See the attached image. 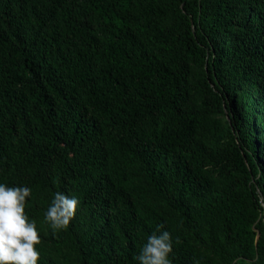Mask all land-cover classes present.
<instances>
[{
    "label": "trees",
    "instance_id": "16d2710c",
    "mask_svg": "<svg viewBox=\"0 0 264 264\" xmlns=\"http://www.w3.org/2000/svg\"><path fill=\"white\" fill-rule=\"evenodd\" d=\"M0 184L32 189L38 264L165 230L172 264H264V0H0Z\"/></svg>",
    "mask_w": 264,
    "mask_h": 264
},
{
    "label": "clouds",
    "instance_id": "9594fccd",
    "mask_svg": "<svg viewBox=\"0 0 264 264\" xmlns=\"http://www.w3.org/2000/svg\"><path fill=\"white\" fill-rule=\"evenodd\" d=\"M32 189L0 184V264H38L41 243L35 221L26 215L25 206ZM79 201L57 192L45 213V220L54 231L67 229L75 217ZM164 225L157 226V232ZM172 237L168 231L153 232L134 259L139 264H172Z\"/></svg>",
    "mask_w": 264,
    "mask_h": 264
},
{
    "label": "rangeland",
    "instance_id": "374dc122",
    "mask_svg": "<svg viewBox=\"0 0 264 264\" xmlns=\"http://www.w3.org/2000/svg\"><path fill=\"white\" fill-rule=\"evenodd\" d=\"M263 219H264V211H263ZM234 264H251V262L245 261V262L241 263L240 260H237Z\"/></svg>",
    "mask_w": 264,
    "mask_h": 264
}]
</instances>
